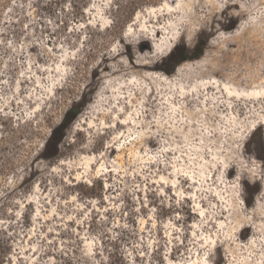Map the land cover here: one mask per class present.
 Instances as JSON below:
<instances>
[{
    "label": "rangeland",
    "instance_id": "374dc122",
    "mask_svg": "<svg viewBox=\"0 0 264 264\" xmlns=\"http://www.w3.org/2000/svg\"><path fill=\"white\" fill-rule=\"evenodd\" d=\"M166 2L178 6L175 0H0V250L7 252L2 264H188L195 258L197 264H260L264 123L253 130L250 123L264 114V97H234L231 107L220 97L212 111L188 102L183 120L196 124L177 129L163 123L166 105L156 101L143 127H115L109 114L103 117L117 86L137 80L144 87V74L153 75L158 91L213 78L244 89L264 86V0H187L185 14H161L154 21L148 9L166 11ZM166 21L174 41L157 53ZM198 35L206 39L203 54L165 72L170 50L177 44L192 50ZM73 104L80 111L57 131L56 158L46 140ZM160 120L166 127L156 125ZM206 129L213 135L206 136ZM146 135L155 137L151 148L146 140L128 144ZM120 146L126 149L120 152ZM199 146L206 163L198 151L188 154ZM134 149L139 153L133 155ZM212 152L209 190L220 194L198 191L211 221L203 226L188 179L189 171L208 174ZM174 166L181 172L177 192L168 180ZM160 175L168 177V187L158 182ZM194 222L202 229L193 231ZM215 233L221 238L210 242ZM234 238L241 250L228 242ZM254 239L260 245L249 257ZM227 249L234 251V261Z\"/></svg>",
    "mask_w": 264,
    "mask_h": 264
},
{
    "label": "bare ground",
    "instance_id": "6f19581e",
    "mask_svg": "<svg viewBox=\"0 0 264 264\" xmlns=\"http://www.w3.org/2000/svg\"><path fill=\"white\" fill-rule=\"evenodd\" d=\"M175 1L178 2L176 4V5H178L177 7H173L171 4L166 2L165 5H166V11L167 12L165 11L164 8H162V6L157 7L158 9L155 8V6H152L151 8L148 9L149 14H153L154 15L153 16L154 17V21H156V22L159 21V18L163 14H185L186 8H187L185 6V4L187 3V0H175ZM209 1H211V0H209ZM192 2L195 5V1H192ZM225 3H227V2H225ZM199 4L200 3H197V5H199ZM229 4L230 3L224 4L223 7L226 8V7H228ZM202 6L203 5L200 4V7H202ZM158 10H164L165 13L162 12V13H160V15H158V12H157ZM201 10H202V8H201ZM138 14H140V13H137V15ZM260 14H264V13L260 12ZM181 17L179 19H177L176 21H174L175 23H174L173 29H175L177 24L181 23V21H182ZM261 17H262V15L259 16V18H261ZM150 22H152V20ZM168 24L169 23L167 22L164 25L160 26V28H164L165 31L164 30H163V32L160 31L162 33V35H164V39L162 38L163 40L162 39L159 40V42L160 41L161 42H160V44H159V46L157 48V51H156L157 53H159L160 50L169 49V46L171 47V44L174 41L173 34L170 36L172 31H170V29H168V27H169ZM169 25H171V24H169ZM143 26H147V25L143 24ZM154 35H155L156 38L159 36L158 29H157V31H156V33ZM156 41L158 42V39H156ZM164 44H165V46H164ZM163 47H165V48H163ZM142 65L143 66H150V67L153 66V64H149L147 62H144ZM142 78L145 80V82L148 83L144 87H142V86L140 87V85L139 86L136 85L137 80H132L129 84H123V85L121 84V85L117 86V89H115L113 91L114 94L109 99V101H111L110 103H112L111 104V108H110L109 112H104L103 113V117H105V116H107V114H109L111 116V118H112V122H113V125L115 127H117L118 124H120L122 126L127 127L128 130H131L134 127L146 126L148 124V122L146 121L145 117L146 116L148 117L149 107L152 106V103L155 102V101L157 102V104H160V105L163 104V106L166 105L165 109H162V111H163L162 113H164V116H165L164 118H167L163 123L166 124L167 126H173V127H175L177 129L182 124L183 125H190V126L196 124L195 120H190V121H187L186 119L183 120V115H184L183 108H185V106L188 104V102H196L197 103V110L203 111L205 109V110H208V111H212V109L216 105V102L219 101L218 98H220V97H223L222 101L226 102L227 106H229V107L232 106V102H233V98L234 97H237L238 99L239 98L240 99H253V98L264 97V86H262V88H260V89L259 88L258 89L257 88H252V87L251 88L249 87L248 89H244L242 87L238 88V86H236L234 84L230 85L229 83H227L225 81L221 82V81H219L216 78H213V79H210V80H207V79L198 80L197 82H195V83H193L191 85H185L184 83H182L179 87H177V86L173 87V84L172 85L171 84H166V85L164 84L165 85V87H164L165 89H162V87H160L161 90H159V91L156 90L157 89L156 87L154 88V84L152 83V80L154 79L153 75H145L144 74V75H142ZM162 90H168V91L163 93ZM176 98H178L177 102L175 100ZM104 100H106V98H101L99 101H104ZM136 101H138V104L135 103ZM138 105H140V111H138V109H137ZM127 106H130V108H129L130 110L134 109L135 111L131 112V111H129V109L127 110L125 108ZM178 116H180V117H178ZM263 117H264V114L263 115H259V116H255L254 119L250 123V127H251L250 129L251 130L256 129L259 124H263L264 122H262V120H261V118L263 119ZM138 119H140L141 121L138 120ZM91 123H93L92 120H91ZM163 123L160 120V123L156 124V125L164 128L166 126H163ZM197 125L199 127L200 124H197ZM201 129H203V128H201ZM206 130H207L206 136L213 135L211 133V130H208V129H206ZM124 132L122 133V135L119 134L120 136L118 135V137L122 138V136L125 135ZM119 133H120V131H119ZM229 133H231V132H229ZM145 140L148 143V144H146L147 147H148L150 142H153L155 140V137L152 136V135H146V136L140 138L139 140L131 139L128 142V144L132 145L134 141L135 142H140V144H141ZM115 142L116 141H114L112 144H109L106 147V152L107 151H110V152L112 151V148H113V145L115 144ZM200 146L198 148L196 147L197 149H195L194 152H191V153H188V154H193V153L197 154L199 152V156L198 157H201L200 161H204L205 160V163H206V158H205V155L203 154V153H206V152L205 151L202 152L201 151L202 149L200 148ZM149 148H151V147L149 146ZM125 149H126L125 146H120L118 148V151L123 152ZM189 150H192V149L190 148ZM131 152H133L132 153L133 155L139 153V151L137 149H134ZM105 154L106 153H101V158ZM180 155L183 156L182 154H180ZM207 157L209 158L208 159L209 162H207V164H205V169L208 170V174L206 176L204 174H202V176H201V174L195 175L194 174L195 172L191 174L190 171H189L190 174L188 173L189 174L188 182H189L190 187H191V198L194 201L193 204H194L195 211H197L200 214V216H199V214H197V215L200 217V219L203 222L204 221L207 222L206 224L204 222L203 226L207 225L211 221L208 219L210 215L207 213V210L204 209V205L202 204L203 198H200V194L198 193V191L199 190H203L205 192L211 191V195L212 194L213 195H216V194L219 195L220 194L219 192H217L216 188L213 190L215 193L212 190H209L210 185H213V182H210V180H212V178H213V173H212V169L213 168L212 167H214L213 165L215 163L214 159L216 157V153L212 152ZM189 158H191V157H189ZM88 160H89V157H87V161H86L87 162L86 168H85L86 172L92 170V166L90 164L91 161H88ZM181 160H182V158H181ZM144 161H145V163L146 162H151V161H148V159H144ZM184 165H186V164H184ZM202 166H203V164H202ZM215 166H216V164H215ZM218 166H220V165H218ZM201 170L202 169L199 168L200 172H202ZM171 173H172V175L169 176L170 179H168V177H166V176L160 175V180H158V182L159 183L160 182L167 183V179L169 181H172L171 185H173L175 187V190L177 192L176 188H178V185H179L178 183H180V181H179V178H180L179 177V173L181 174V172L178 170L177 166H174V169H173V171ZM185 173H186V171H185ZM205 174H206V172H205ZM79 176H80V173H77V177H79ZM168 186L169 185L167 183L166 187H168ZM162 193L165 195L166 194V190L162 189ZM181 194H182V191H181ZM219 200L224 202L223 196H220ZM225 207H226L227 211H229L232 208L230 206V204H228V203L226 204ZM208 212H210V211L208 210ZM211 218H214V216L211 215ZM222 223L225 224V221H223ZM193 225L196 227V228H194L193 231H197L199 229H202V227H200V223L199 222H194ZM245 227H246V224H244L241 227L240 230L243 231L245 229ZM218 228L219 229H223L221 224H219ZM170 235H171V233H170ZM196 235H197V233H196ZM217 235L220 237V235L217 234V233H215L214 235L211 234L210 235L211 236L210 242H213L215 240L217 241V239H215V238H217ZM229 239H230V237H229ZM205 240H207V239H205ZM228 242L234 243L235 246H236V249H240L241 250L243 248L242 246L238 247V245H242V244H241V242L237 241V238H234L233 241H228ZM259 245L260 244L257 242L256 239H254L251 242L250 247L252 249L251 250L252 253L248 254L249 257H251V256H253L255 254V253H253V251L256 250V248ZM261 245H264L263 242H261ZM250 247H247V248H250ZM227 251H229L227 253L228 254V259L230 258L231 261H234L235 260V254L233 253L234 251L232 249H227ZM247 258H248V256L246 257V259ZM259 258L261 259V260H259V263L260 264H264L263 263L264 262V252H263V255H261ZM250 260H251V258H250ZM240 262L243 263V264L244 263L250 264V261H248V260H244V261L241 260ZM197 263H198V259L195 258V259H191V261L188 264H197ZM230 264H233V263L230 262Z\"/></svg>",
    "mask_w": 264,
    "mask_h": 264
},
{
    "label": "trees",
    "instance_id": "16d2710c",
    "mask_svg": "<svg viewBox=\"0 0 264 264\" xmlns=\"http://www.w3.org/2000/svg\"><path fill=\"white\" fill-rule=\"evenodd\" d=\"M205 44L206 39H203L201 35H198L197 42L192 50H187L184 47H180L178 44L175 45L165 59L169 66H163V70L167 73H172L175 67L181 62L199 58L203 54ZM79 111L80 104H73L70 108H68L60 123L52 129L50 136L46 140V147H49L51 144L53 146V151L49 155L55 156L56 158L59 156L58 145L61 141V136L56 135L57 131L67 127V120L72 119ZM5 241L8 243V239H5ZM6 258L7 252L5 250H0V264H2Z\"/></svg>",
    "mask_w": 264,
    "mask_h": 264
}]
</instances>
